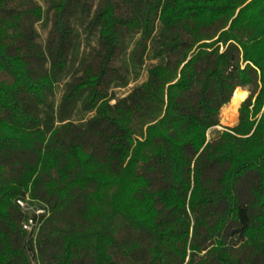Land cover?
Instances as JSON below:
<instances>
[{"label": "trees", "instance_id": "1", "mask_svg": "<svg viewBox=\"0 0 264 264\" xmlns=\"http://www.w3.org/2000/svg\"><path fill=\"white\" fill-rule=\"evenodd\" d=\"M43 1L0 0V264H264V0Z\"/></svg>", "mask_w": 264, "mask_h": 264}, {"label": "rangeland", "instance_id": "2", "mask_svg": "<svg viewBox=\"0 0 264 264\" xmlns=\"http://www.w3.org/2000/svg\"><path fill=\"white\" fill-rule=\"evenodd\" d=\"M36 1H37L41 6H44V1H43V0H36ZM37 30H38V32L40 33L41 39L43 40V39L45 38V36H46L47 29H43V28H41L40 25H38V26H37ZM93 44H94V43H93ZM80 57H83L82 49H81V51L79 52L78 60H79ZM143 80H144V76H142L141 79H139L137 82H131L128 88H124V89H116V90H115L116 95H117V96H125L133 86H135L136 84H140ZM244 92H245V91H244ZM245 93H246V92H245ZM60 95H61V89L59 88V89H57V91H56V98L58 99V98L60 97ZM246 97H247V93H246ZM246 97H245V99H246ZM245 99H244V100H245ZM244 100H243V101H244ZM243 101H242V102H243ZM232 102H233V101H232ZM232 102H229V104H231ZM242 102H241V103H242ZM241 103L238 102V107H237L236 111L234 112V117H235V118H234L233 120H231V118H230L229 116L223 114V110H224L225 108H227V106H228L229 104L226 105L225 107H223V108L221 109V112H220V125H219L218 127H216V128L213 129V131H212L211 134L209 135L210 137H215L216 134H217L218 132L222 131L224 128H232V127H234V126L237 125V123H238V108H239V105H240ZM235 114H236V115H235ZM235 120H236L235 125H234V126H230ZM229 122H230V123H229ZM222 123H229V124H228V125H222Z\"/></svg>", "mask_w": 264, "mask_h": 264}, {"label": "crops", "instance_id": "3", "mask_svg": "<svg viewBox=\"0 0 264 264\" xmlns=\"http://www.w3.org/2000/svg\"><path fill=\"white\" fill-rule=\"evenodd\" d=\"M236 102H239L238 100H235ZM235 101H233V102H235ZM230 123V122H229ZM229 123H222V124H229Z\"/></svg>", "mask_w": 264, "mask_h": 264}, {"label": "built area", "instance_id": "4", "mask_svg": "<svg viewBox=\"0 0 264 264\" xmlns=\"http://www.w3.org/2000/svg\"><path fill=\"white\" fill-rule=\"evenodd\" d=\"M27 230H30L29 228H26Z\"/></svg>", "mask_w": 264, "mask_h": 264}]
</instances>
